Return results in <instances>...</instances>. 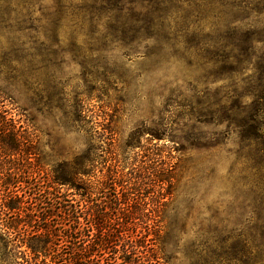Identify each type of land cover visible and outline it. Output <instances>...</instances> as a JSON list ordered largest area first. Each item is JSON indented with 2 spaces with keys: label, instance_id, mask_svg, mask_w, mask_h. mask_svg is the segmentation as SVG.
<instances>
[{
  "label": "trees",
  "instance_id": "1",
  "mask_svg": "<svg viewBox=\"0 0 264 264\" xmlns=\"http://www.w3.org/2000/svg\"><path fill=\"white\" fill-rule=\"evenodd\" d=\"M53 4L51 19L60 21L63 16L58 15L77 11L71 19L94 39L121 43L128 53L142 39L164 47L172 44L207 74L189 81L185 91L179 88L164 97L170 121L164 128L171 130L184 119L187 145L148 142L124 166L119 157L97 155L96 150L115 146L113 129L102 127L74 165L51 181L54 186H74L79 176H90L98 158L102 164L110 161L112 171L98 190L112 191L108 201L110 212H117L113 217L100 205L94 208L89 196L63 204L48 184L38 186L29 198L19 196L13 189L24 173L1 179L3 206L12 212L6 226L14 234V245L3 253L6 264H168L165 239L182 234L184 227L179 219L164 216L185 161L176 154L193 148L204 151L205 157L201 171L188 182L197 181L208 191L223 188L219 194L224 204L222 210L207 207V214L193 220L197 264H264V0H53ZM0 5L32 8L37 0H0ZM5 99L0 91V103ZM2 106L0 135L6 132L15 143L25 131L9 125L15 122ZM204 125H224L225 130L200 137ZM230 133L237 136V143L225 151L228 166L221 173L216 153L225 148ZM26 178L35 177L29 173ZM149 203L154 207L152 218L147 214ZM236 204L245 224L243 219L236 230L228 229L224 223ZM24 235L27 240L18 239ZM142 236L149 237V248Z\"/></svg>",
  "mask_w": 264,
  "mask_h": 264
},
{
  "label": "rangeland",
  "instance_id": "2",
  "mask_svg": "<svg viewBox=\"0 0 264 264\" xmlns=\"http://www.w3.org/2000/svg\"><path fill=\"white\" fill-rule=\"evenodd\" d=\"M54 13L53 0H37L32 8L0 5V91L7 98L0 105L3 104L1 110L7 112L8 119L15 122L9 125L25 131L16 144L6 132L0 135V264H6L3 253L12 247L14 238L6 226L12 212L3 206L6 194L1 179L11 178L18 171L25 174L13 189L19 196L24 193L29 198L38 186L48 184L49 191L63 204L89 196L94 208L100 205L113 217L117 212H110L108 201L112 191L103 190L100 194L98 190L104 176L112 171L110 161L102 164L98 158L90 176L76 179L77 188L70 184L54 186L51 181L74 165L76 158L88 149L90 139L103 132L102 127L113 129L116 147L110 149L111 154L108 149L96 150L97 155L119 157L124 166L143 149L139 146L148 142L187 145L184 119L171 125V130L164 128L170 122L169 103L164 97L179 88L185 91L189 81L202 80L207 74L172 44L164 47L160 42L142 39L138 48L128 53L121 43L90 37L86 28L71 19L77 11L58 15L63 16L60 21L50 18ZM214 83L212 90L218 86L217 81ZM201 128L200 137L225 130L224 125ZM228 139L225 148L216 153L221 159V173L228 166L225 151L233 150L237 143L234 133ZM176 156H184L185 161L178 169L164 216L179 219L184 227L182 234H169L165 239L168 264H197L193 220L207 214V207L223 209V195L219 194L223 188L208 191L197 181L188 182L190 176L201 171L204 151L193 148ZM29 173L35 177L33 182L26 178ZM149 204L147 214L152 218L154 207ZM237 205L224 223L228 229L236 230L235 225L244 219L238 215ZM94 233L91 228L90 235ZM19 238L27 240L25 235ZM148 239L141 237L149 248Z\"/></svg>",
  "mask_w": 264,
  "mask_h": 264
}]
</instances>
